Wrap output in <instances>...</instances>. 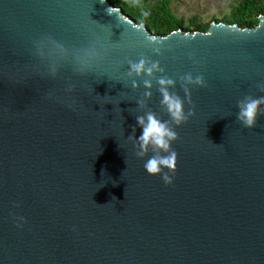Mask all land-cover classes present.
Segmentation results:
<instances>
[{"label":"water","instance_id":"1","mask_svg":"<svg viewBox=\"0 0 264 264\" xmlns=\"http://www.w3.org/2000/svg\"><path fill=\"white\" fill-rule=\"evenodd\" d=\"M161 78L195 113L170 185L136 155ZM261 84L264 16L162 37L107 0H0V264H264V105L237 119Z\"/></svg>","mask_w":264,"mask_h":264},{"label":"clouds","instance_id":"2","mask_svg":"<svg viewBox=\"0 0 264 264\" xmlns=\"http://www.w3.org/2000/svg\"><path fill=\"white\" fill-rule=\"evenodd\" d=\"M104 0H101L103 3ZM59 49V53H63L64 49L59 45L56 46ZM156 51H159L157 49ZM150 65V66H149ZM130 71L129 76L141 75L147 73L151 76L156 71H162L159 68L158 62H149L148 60L141 58L139 62L129 61ZM55 69H53V74ZM187 84L198 85L201 87L205 86L203 76H196L193 79L191 74H188L185 78ZM160 84L159 91L161 92L163 99L162 105L166 108L167 113L170 117L169 121H162L154 112H148L146 118L144 116L137 117V123L142 128V134L137 138L138 151L137 157L143 158L151 147L156 155L148 158L144 164L146 172L150 175L162 174V179L166 185L173 183L172 176L168 172L175 173L177 168L178 154L172 149V142L178 139V133L175 130L176 127L187 122L188 119L193 116L194 107L187 113L184 110V101L177 95H172L168 91V86L174 84V81L167 78L159 79ZM136 82L133 81V87H136ZM145 88H151V82L148 80L144 81ZM262 91H264V84L258 85ZM185 92L188 93V89L185 88ZM146 97L151 96V92L145 93ZM191 103V101H189ZM143 106V101L140 102ZM264 105V96L253 98L251 96L246 97L243 101L238 104L239 113L237 119L246 128H252L256 125L257 117L261 114L260 106ZM167 169L168 172H165ZM19 226V225H18Z\"/></svg>","mask_w":264,"mask_h":264},{"label":"trees","instance_id":"3","mask_svg":"<svg viewBox=\"0 0 264 264\" xmlns=\"http://www.w3.org/2000/svg\"><path fill=\"white\" fill-rule=\"evenodd\" d=\"M107 1L137 25L145 24L154 36L166 37L178 30L205 33L212 23H203L198 16L188 20L183 16L179 17L173 8L175 0ZM261 16H264V0H235L224 18L214 19L213 22L238 25L240 28H255Z\"/></svg>","mask_w":264,"mask_h":264},{"label":"rangeland","instance_id":"4","mask_svg":"<svg viewBox=\"0 0 264 264\" xmlns=\"http://www.w3.org/2000/svg\"><path fill=\"white\" fill-rule=\"evenodd\" d=\"M235 0H175V13L186 20L198 16L203 23H211L214 19H223Z\"/></svg>","mask_w":264,"mask_h":264}]
</instances>
